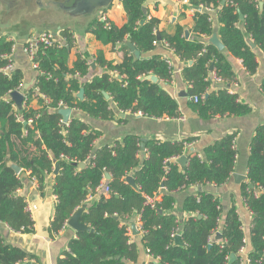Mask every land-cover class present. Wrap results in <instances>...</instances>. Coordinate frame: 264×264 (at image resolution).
Segmentation results:
<instances>
[{"label":"trees","instance_id":"16d2710c","mask_svg":"<svg viewBox=\"0 0 264 264\" xmlns=\"http://www.w3.org/2000/svg\"><path fill=\"white\" fill-rule=\"evenodd\" d=\"M122 1L134 13L123 26L110 30L114 44L130 40L142 54L152 52L159 44H168L166 47L187 62L183 76L189 84L188 96L192 98V107L204 119L251 112L249 105L227 88L236 79V73L226 54L228 51L242 59L249 73L257 71L256 48L264 51V0H226L224 4L222 0H190L196 11L193 38L187 37L185 27L179 24L173 33L160 30V19L144 11L147 0ZM213 12L218 17L217 29ZM215 33L225 51L210 42ZM56 35L58 41L50 45L42 43L36 51L38 94L35 88L27 90L22 112L8 95L23 87V71L18 67L10 73L0 69V221L17 232L31 231L34 226L27 199L19 193L23 187L21 175L7 165L8 160L29 171L41 190L59 163L53 186L57 205L49 228L51 234H58L81 206L85 207L81 222L95 231L78 232L57 264H127L137 260L139 248L131 242L128 224L135 214L140 216L143 243L152 256L147 264H228L232 253L237 255L232 264H241L240 248L246 237L235 206L226 214L221 228L223 238L212 242L211 236L221 226L222 213L215 194L203 190L198 195H188L182 208L188 214L183 224L173 211L178 189L222 185L229 180L237 154L233 147L236 133L207 146L203 153L188 149L192 138L181 141L154 138L147 142L148 157L143 158L139 156L140 140L133 134L95 150L94 143L101 132L82 120L80 113L102 119H113L119 111L155 118L180 115L177 99L162 83L146 78L155 74L161 81H170L172 66L159 54L136 58L130 53L115 63L100 50L94 62L102 72L89 77L92 67L89 53H80L73 65L69 64L75 43L70 28L60 29ZM12 49L13 42L7 36L0 37V68L9 62ZM213 72L226 84L217 91L211 89L215 81ZM81 88L85 90L84 99L78 97ZM262 90L264 93V80ZM194 96H199V101ZM36 98L39 106L29 107L31 99ZM63 106L74 110L65 126L58 112ZM184 154L188 160L183 167L179 158ZM80 162H85V167L80 168L77 165ZM106 172L112 176L111 191L107 195L98 194ZM129 174L135 178L137 188L127 182ZM242 192L253 213L249 258L252 264H264V123L251 139L248 181L243 183ZM95 194L98 199L89 202L88 198ZM156 195L154 204L149 203L148 198ZM179 231L182 242L176 243ZM32 258L33 255L0 234V264H33Z\"/></svg>","mask_w":264,"mask_h":264},{"label":"crops","instance_id":"0c3cea01","mask_svg":"<svg viewBox=\"0 0 264 264\" xmlns=\"http://www.w3.org/2000/svg\"><path fill=\"white\" fill-rule=\"evenodd\" d=\"M24 6L20 0H0V37L7 36L13 42L12 60L16 67L20 68L25 76V84L30 86L24 91L26 94L29 88H36L37 69L33 66L25 45L31 36H34L47 28L34 25L32 23H19L16 8ZM145 7L151 16L160 19V30L173 33L176 25H183L190 31L189 38H193L195 33V9L190 5V0H147ZM134 12L125 7L122 0H115L112 5L98 13L84 25L71 23L67 26L73 32L75 43L70 53L69 64L72 66L80 53H89L91 63L95 60L98 51H103L105 57L115 63H119L123 58L133 53L126 43L114 44L111 40L110 30L123 26L130 14ZM214 27L217 29L219 22L215 12H213ZM105 16V19L102 16ZM95 21L90 25V23ZM90 25V26H89ZM89 27V28H88ZM66 28V27H65ZM57 30V29H52ZM259 67L254 74L249 73L242 59L236 58L227 51V58L232 63L236 73V79L228 84L231 93L236 94L238 99L251 108V112L246 115H216L213 118L204 119L192 107V98L188 96V83L183 76V68L186 61L177 53L163 44L157 45L152 52L141 54L150 57L154 54L162 55L171 61L172 78L162 84L164 88L177 99L180 108V115L174 118H155L142 113H132L129 111H119L113 119H102L91 117L85 113H80V117L90 125L92 129H97L101 135L95 140L94 149H99L105 145H113L118 140H122L129 134L136 135L140 140L145 139V149L139 153L140 157H148L146 144L151 139L161 141H181L192 138L187 146L190 151L203 153L204 149L221 140L230 133H236V159L234 170L227 182L222 185H191L184 189L175 191L174 213L183 224L188 214L183 211V203L188 195H198L203 190H208L215 194L221 202L220 228L224 224L226 214L233 206L236 207L242 222V227L247 239V249L249 252L251 240V227L253 213L245 203L242 192L243 183L248 181V158L250 155V143L257 127L264 123V93L262 82L264 80V51L256 48ZM102 68L96 65L91 67L89 77L100 74ZM225 82L214 81L211 89L217 91L224 87ZM39 100L31 99L29 107L37 108ZM74 113V110H73ZM123 113V115H121ZM193 148V150H191ZM181 164V163H180ZM182 166V165H181ZM234 173L247 175L246 179H237ZM23 187L19 193L34 207L32 218L34 226L31 231L17 232L12 230L7 224L0 221V234L8 242L15 244L33 255V264H57V260L62 256L64 250L68 248L71 239L77 237L78 231L68 223L58 234L52 235L50 225L56 214L57 196L54 193L55 174L51 173L46 178L43 190L34 181L30 172L21 171ZM132 175V174H130ZM160 197V196H159ZM89 202L98 199V195H91ZM136 221L141 230L140 216L135 214L132 218ZM217 230V231H218ZM131 242L139 248V257L135 261L127 264H147L152 256L147 252L143 243V231L139 235H134L132 229ZM216 231L211 236V242L215 241ZM218 241V240H217ZM245 256V253H241Z\"/></svg>","mask_w":264,"mask_h":264},{"label":"water","instance_id":"95a60500","mask_svg":"<svg viewBox=\"0 0 264 264\" xmlns=\"http://www.w3.org/2000/svg\"><path fill=\"white\" fill-rule=\"evenodd\" d=\"M24 3V6L16 8L17 19L19 23H32L34 25L44 27L47 29H57L60 30L62 28L67 27L71 23L76 25H84L88 22L91 18L96 16L98 13L103 12L105 9L109 8L115 0H20ZM226 0H222L224 4ZM260 8H263V2H260ZM201 9V7H200ZM144 11L146 12L147 9L144 7ZM241 19L244 18L242 12L240 11ZM186 36H190V31L186 30ZM158 38L160 39V34L158 33ZM210 42L213 43L220 51H225V45L219 38L218 34L215 33L211 38ZM253 48H256V44L249 39ZM126 45L130 48L136 58L141 57V51L137 49L136 45L128 40ZM91 66L93 68L96 67V63L92 62ZM214 65L212 64L210 70L212 71ZM147 79L152 80L153 82L162 83L159 77L155 74H149ZM30 86L29 83L25 84L22 90H14L9 95L8 98L12 99L16 104L19 111H23L25 106V93L24 91ZM84 88L78 93V97L80 99H84ZM104 95L107 98H110V95L107 92H104ZM59 114L62 116V125L65 126L69 123L71 117L73 116V109L69 107H60L58 109ZM123 115V113H121ZM27 123V122H26ZM141 149H145V139L141 141ZM193 150V148H191ZM187 154L182 155L179 158V162L184 167L187 164ZM7 165L12 167L17 174H20L22 171V167L19 166L17 163H14L11 160H8ZM80 168L85 167V162H80L77 164ZM55 175L59 173V163L55 164V169L53 172ZM105 177L111 179L112 176L110 173L106 172ZM234 177L237 179H246L247 175H241L239 173H234ZM128 183L132 186L137 188V184L133 175H128L126 177ZM251 187L254 185L251 183ZM85 210L84 206L79 207L73 215L69 218L68 224L76 229L78 232L83 230L95 231L93 227L81 222V216ZM118 218V216H116ZM130 228L134 235H139L141 230L139 229L136 221L131 219L128 221ZM223 238V231L222 229L216 232V240H221ZM176 243H181V232H177L175 235ZM212 244H209V248ZM237 259V255L232 253L229 257L228 264H232Z\"/></svg>","mask_w":264,"mask_h":264},{"label":"built area","instance_id":"2783aa9c","mask_svg":"<svg viewBox=\"0 0 264 264\" xmlns=\"http://www.w3.org/2000/svg\"><path fill=\"white\" fill-rule=\"evenodd\" d=\"M100 14H103V12H101ZM102 18L105 19V16L103 15ZM58 33L57 30H52V29H45V30H42L41 32H39L38 34L34 35V36H31L30 39L27 41L26 45H25V51L28 53L30 59L32 60L33 62V66L35 67V69L38 68V63L35 61V55H36V51L39 47L40 44L44 43L45 45H50L52 44L54 41H58V36L56 35ZM155 44L158 43L157 40L154 41ZM62 44V43H61ZM166 46H168V44H166ZM13 53V49H12V52L11 54L8 55L9 57V62L1 67L0 69L2 71H4L5 73H10L12 70H14L16 68V63L14 60H12L11 58V55ZM170 65H171V61L168 60ZM212 77L215 81L217 82H222V78L217 76V74L215 72H213L212 74ZM22 88H20L19 90H22ZM35 91L37 92L38 94V88L36 86L35 88ZM41 97L48 102V99L44 96V95H41ZM25 98L27 99V96L25 94ZM193 99L195 101H199L200 97L199 96H194ZM16 105V104H15ZM65 107V106H63ZM17 108V106H16ZM18 109V108H17ZM29 122H32V119L29 120ZM233 147L234 149H236V138L233 140ZM110 180L111 179H108V178H104V181L103 183L99 186L98 188V194H109L111 189H110ZM158 197L157 195L155 196V198H148V202L149 203H152L154 204V200H156ZM32 204H30L28 202V205H27V209L32 212V210L34 209V207L31 206ZM131 229V228H130ZM217 232V231H216ZM245 244L241 246L240 248V254L241 253H245V256H243V260L241 262V264H252L250 258H249V252H246V249H247V239L245 238Z\"/></svg>","mask_w":264,"mask_h":264},{"label":"rangeland","instance_id":"374dc122","mask_svg":"<svg viewBox=\"0 0 264 264\" xmlns=\"http://www.w3.org/2000/svg\"><path fill=\"white\" fill-rule=\"evenodd\" d=\"M27 99L25 98V101H26ZM25 107V106H24ZM18 110V109H17ZM19 111V110H18ZM28 202V201H27ZM32 213V212H31Z\"/></svg>","mask_w":264,"mask_h":264}]
</instances>
